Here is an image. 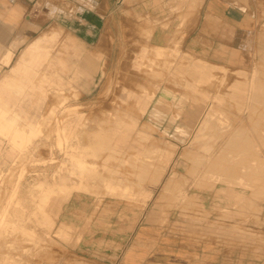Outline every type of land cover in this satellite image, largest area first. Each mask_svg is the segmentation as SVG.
I'll list each match as a JSON object with an SVG mask.
<instances>
[{
    "label": "rangeland",
    "instance_id": "rangeland-1",
    "mask_svg": "<svg viewBox=\"0 0 264 264\" xmlns=\"http://www.w3.org/2000/svg\"><path fill=\"white\" fill-rule=\"evenodd\" d=\"M54 20L23 17L0 53V264H65L72 252L129 264L146 237L153 249L212 239L215 264H242L227 260L242 252L264 264V64L235 70L129 39L98 52ZM43 37L42 89L21 111L33 87L2 79Z\"/></svg>",
    "mask_w": 264,
    "mask_h": 264
},
{
    "label": "crops",
    "instance_id": "crops-1",
    "mask_svg": "<svg viewBox=\"0 0 264 264\" xmlns=\"http://www.w3.org/2000/svg\"><path fill=\"white\" fill-rule=\"evenodd\" d=\"M23 17H54L55 22L65 21L67 30L84 47L96 48L98 52L101 49L105 53L115 52L117 40L119 43V39H129L131 45L144 43L159 49L176 46L213 65L235 70L250 71L255 63L264 64V0H0V53L5 52L2 46L10 31L19 32ZM48 42L43 37L28 44L11 75L2 79L4 84H9L12 76L19 79V85L33 87V93L21 96V111L42 89L43 75L36 67L50 57ZM12 58L13 53L8 50L4 56L5 66L10 65ZM184 68L198 82L208 83L214 77L213 70L200 63L188 61ZM36 77H40V83L35 81ZM238 87L243 90V86ZM202 124L203 117L197 127ZM226 162L218 158L214 163ZM228 169L226 166L225 171ZM209 241L185 238L176 243L170 240L153 249L146 237L145 243L140 245V253L130 249L129 264L139 261L215 264L220 257L217 243ZM64 257L65 264H111L95 263L87 259L89 255L74 252ZM240 257L235 258L232 253L227 260L238 259L242 264L253 262L245 252Z\"/></svg>",
    "mask_w": 264,
    "mask_h": 264
}]
</instances>
